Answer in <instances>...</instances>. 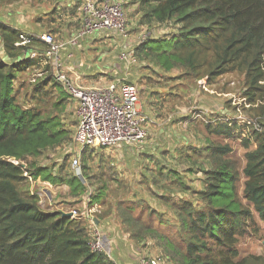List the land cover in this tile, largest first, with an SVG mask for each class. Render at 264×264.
Returning a JSON list of instances; mask_svg holds the SVG:
<instances>
[{
  "label": "trees",
  "instance_id": "16d2710c",
  "mask_svg": "<svg viewBox=\"0 0 264 264\" xmlns=\"http://www.w3.org/2000/svg\"><path fill=\"white\" fill-rule=\"evenodd\" d=\"M79 2L67 10L71 16L81 6ZM135 2L141 11L140 24L170 26L173 33L140 42L132 50L133 64L145 62L165 73L181 70L191 79L205 78L208 84L230 73L242 76V98L250 106L248 111L243 110L257 123L248 127L249 133L242 139L243 164L239 167L231 146L224 142L240 128L235 122L221 117L208 120L205 116L208 121L203 122L205 134L200 140L191 117L183 121L185 117H171L173 109L164 111L169 114L165 120L170 125L181 128L182 122L187 123L185 129L192 128L190 139L195 134L197 140L153 155L157 158L156 173L151 171L148 178H142L150 183L148 200L143 201L147 202L149 216L155 218L149 219L155 221L153 224L134 216L142 201L129 204L127 199L108 198L100 177H107L111 169L105 165L108 161L98 159V149L85 148L81 153L80 172L85 183L75 175H64L65 165L49 169L39 159L71 145L77 117L66 121L51 114L47 102L54 99V107L65 113L68 102L73 101L53 80L50 67L42 71L46 77L29 83L30 94L26 91L18 97L16 88L27 89L23 75L39 66V59L26 56L35 48L47 46L0 20V264H115L106 253L91 251L87 221L41 207L25 173L32 181L51 187L67 186V204L82 206L87 196L88 209H107L111 202L110 213L119 219L127 238L138 246L155 242L160 252L157 258L162 256L172 264H264V257H241L237 248L250 229L257 232V220L264 223V0ZM56 10L50 13L51 28L58 16ZM49 29L48 34L57 35V29ZM150 95L154 99L163 93L158 90ZM143 115L149 127V118ZM93 168L100 177L89 175ZM185 172L199 180V189L183 180ZM155 198L159 203L154 202ZM167 213L173 218L168 219ZM170 225H176L173 235L163 230Z\"/></svg>",
  "mask_w": 264,
  "mask_h": 264
},
{
  "label": "rangeland",
  "instance_id": "374dc122",
  "mask_svg": "<svg viewBox=\"0 0 264 264\" xmlns=\"http://www.w3.org/2000/svg\"><path fill=\"white\" fill-rule=\"evenodd\" d=\"M87 1L88 0H80L81 7H79L74 17L71 16L67 10L73 8L74 5L78 3L77 0H10V3L0 2V20L17 28L24 36H31L37 41H39L38 38L43 34L50 35L47 33V28L57 29V35L52 34L50 36H52L57 43H64L66 40L76 35L77 29L75 26H80L81 24V9ZM113 1H119L121 3L127 21L125 33H120L116 30L94 33L93 35L79 39L75 46L70 47L64 45L60 52V59L63 72L66 73L72 83L76 82L81 87H102L113 82H120L133 83L137 90H141V93L138 91L141 111L149 118L148 124L150 125L149 127L145 125L147 138L141 143L134 145L117 144L105 148L107 151L123 153L122 155H117V153L113 154L112 157L114 161H108L106 162L107 164H105L112 172L115 171L114 174L108 170L107 177L103 179L99 176V171L93 168L89 175L94 174L97 178L100 177L101 182L106 186L105 192L110 200L127 199L130 200L128 201L129 204L131 202L139 203V201H142L143 205L141 206L138 204L135 208L134 216L139 215L138 217L145 223L149 222L153 224L155 221L153 222L151 220L155 218L149 216L148 210L146 209L147 202L143 201L148 200L149 194L147 192V187H150V183L148 179L142 180V178L146 176L148 178L151 171L152 173H156L154 163H156L157 158L153 155L167 148L174 150V148L180 147L181 145L183 146L186 143L191 144L188 142L192 140L195 142L196 139L195 134H193L192 139H190L188 132H191L192 128L188 127L186 130L185 124L187 123L182 122L184 126L181 128L170 125V121L165 120V117L168 118L169 114L167 116L164 111L167 112L169 109H173L171 117H185V119L182 118L183 121L191 117L192 123L194 125L196 124L195 131L199 132L197 138L200 140L205 134L203 122H207L214 117H221V119H228L229 121L235 122L240 128L237 129L232 139H227L224 142H227L231 146L233 150L232 155L234 159L239 161V167L243 164L244 149L241 144L242 139L249 133L248 127L250 125L257 126V123L247 112L250 106H248L246 101L242 98V93L244 91L243 78L238 73L226 74L216 79L214 83L208 84L205 78L201 80L191 79L181 70H172L165 73L164 71L149 67L145 62L141 64L137 61L136 64H133L131 57L132 50L138 46L140 42H144L151 38L163 37L173 33V29L170 26L161 27L154 23L151 25L140 24L139 19L141 17V11L138 9L137 2H135L136 0ZM152 1L155 2L157 0ZM54 8L57 9L55 13H57L58 16L55 19V23L52 24L53 28H51L49 20L53 15H50V13ZM73 19L74 21H71ZM58 30L61 33H59ZM71 33L73 34L69 37ZM47 50V47H42L40 50L39 48H35V51L40 53L39 55H35L36 58H33L39 59L38 69L33 68V71H28L23 75L22 80H25V87L27 89L16 88L18 97L22 98L26 91L29 94L31 93L32 86L29 83H34L36 79L47 76L46 72H42L49 67L50 63V59L46 56ZM26 57L30 58V56ZM144 87H146L147 90L141 89ZM158 90L163 93V96H158L153 99L150 94L152 91ZM175 93L178 94V97L174 96ZM150 98L153 99V102ZM54 103V99L48 100L47 111L49 113L60 115L66 119V121L76 119L77 109L75 108V102H68L65 113L55 108ZM160 113L162 115L164 114V117L161 119L156 118V115ZM205 116H209L208 120ZM189 129H191V131ZM175 145L176 147H174ZM74 153L75 150L71 144L69 146L57 148L53 152L43 155L39 161L43 165L48 166L51 170H57L60 166L65 165L62 171L64 175L68 174V177H71L69 174L75 175L81 182L85 183L82 173L80 172L81 155L79 156V171L72 169ZM101 164L103 163L101 162ZM184 175L183 180L186 181L189 186L194 188L198 187L197 189L200 188L197 178L195 179L193 175L191 176L190 173L188 174L186 172ZM241 183L242 181L239 182L240 191ZM31 185L33 188L31 192L40 196V205L46 211L58 209L64 213L75 211L77 214H80L82 213V209L88 204L89 196H87L82 206L67 204L68 200H66L67 198H65V195L68 193L69 189L65 185L50 188L48 185H43L37 181H32ZM93 187L96 188L97 185H93ZM43 188H46L47 192L48 189H51V192H55V194L52 192L53 201L57 202V204H52L50 206L47 202L46 191ZM88 191L91 193L93 189L90 190L88 188ZM158 193L160 194V191ZM90 199H92V196H90ZM154 202L159 203V200L156 199ZM102 207L103 206H101V208ZM112 207V203L110 202V206L108 207L107 205V209H105L106 215L111 214L110 211H112ZM158 207H160V205H158ZM166 215L169 216L167 217L168 219L173 218L171 214L167 213ZM150 217L151 220H149ZM113 219L115 222H113L110 217L108 223V225H110L109 228L115 227L114 223H118V226H120L117 229L115 228L117 237L127 236L126 230L121 226L119 219L117 217ZM256 222L257 232L254 233L253 230L250 229L244 238H241L237 244L241 257L248 255L264 257V223L258 220ZM173 223L174 221L172 220L171 225ZM171 225L170 227L165 226L163 230H167L166 232L173 235L176 225L173 227H171ZM95 227L102 233L96 225ZM104 230L106 233V227ZM138 244L139 243L134 241L132 242V245L135 247H140ZM155 246V242H152L150 247L152 252H154L153 255L158 257L160 252ZM135 250L136 249H134V251ZM107 253L108 251H106V254ZM159 258L156 259L163 264H172L164 260V258Z\"/></svg>",
  "mask_w": 264,
  "mask_h": 264
},
{
  "label": "built area",
  "instance_id": "2783aa9c",
  "mask_svg": "<svg viewBox=\"0 0 264 264\" xmlns=\"http://www.w3.org/2000/svg\"><path fill=\"white\" fill-rule=\"evenodd\" d=\"M81 16L80 28L76 35L64 43H57L47 34L38 38L48 48L46 56L50 59L49 67L53 80L77 106V123L71 143L75 150L72 163V169L75 171H79V156L85 148L105 149L117 144L134 145L147 138V118L141 111L138 90L133 84L113 82L102 87H81L76 82L72 83L63 72L60 52L64 45L75 46L79 39L100 31L116 30L125 33L126 30L127 21L119 1L88 0L81 9ZM36 54L40 53L33 50L27 56L33 59ZM10 162L18 165L14 160ZM24 176L32 182L26 173ZM81 212L77 214L72 211L70 214L72 219L88 222L91 229V251L106 253V240L94 224L93 215L97 209L85 207ZM136 264H160V261L142 257Z\"/></svg>",
  "mask_w": 264,
  "mask_h": 264
},
{
  "label": "crops",
  "instance_id": "0c3cea01",
  "mask_svg": "<svg viewBox=\"0 0 264 264\" xmlns=\"http://www.w3.org/2000/svg\"><path fill=\"white\" fill-rule=\"evenodd\" d=\"M78 1H80V0H77V2ZM98 1H100V0H98ZM79 3L81 5V2H79ZM58 10H59V8H58ZM71 21H74V19ZM69 37H71V35H69ZM100 150H103V149H100ZM96 151H99V150H96ZM116 153H117V155L123 154L120 152L118 153V152L107 151V149H104L103 151L96 152V154L98 155V159L107 160V161H114L113 160L114 158L112 157V155L116 154ZM109 154H111V155H109ZM43 185H45V184H43ZM49 187L52 188L51 186H49ZM32 189L33 188L31 185V190ZM44 190L46 191L47 189L45 188ZM50 190L51 189H48V192L46 191L45 194L47 195L46 196L47 202L51 206L52 204H57V202L53 201V194H52L53 191L51 192ZM50 193L52 194V196ZM53 193L55 194V192H53ZM93 208L97 209V212L94 214L95 215L94 218H96L95 225L98 227L99 230H101L104 238L105 237L108 238V239L105 238L107 249L109 251V254L111 253L109 256L111 257L112 260L115 261V264H136L138 259L142 258V257H151V258L155 257V258H157V256L153 255L154 252H152V249L150 247L151 243H146L140 247H135L134 245H132V242L127 238V236H122V237L118 238L117 235L115 234V232H116L115 228L117 229L120 225L118 226V223H114L115 227L109 228L110 225H108V223L110 221V217H111V220L113 222H115L113 218H116V217L112 214L106 215V213H105L106 207L103 206L101 208V206H96ZM82 210L84 211V208ZM59 211H61V210H59ZM105 227H106V233L104 230ZM143 246H145V247H143ZM134 249H136V250L134 251ZM160 264H163V263L160 261Z\"/></svg>",
  "mask_w": 264,
  "mask_h": 264
},
{
  "label": "water",
  "instance_id": "95a60500",
  "mask_svg": "<svg viewBox=\"0 0 264 264\" xmlns=\"http://www.w3.org/2000/svg\"><path fill=\"white\" fill-rule=\"evenodd\" d=\"M64 215H66L67 217H71V214L70 213H65ZM106 251H108V249H106ZM107 254H109V251H108Z\"/></svg>",
  "mask_w": 264,
  "mask_h": 264
},
{
  "label": "bare ground",
  "instance_id": "6f19581e",
  "mask_svg": "<svg viewBox=\"0 0 264 264\" xmlns=\"http://www.w3.org/2000/svg\"><path fill=\"white\" fill-rule=\"evenodd\" d=\"M138 201V200H137Z\"/></svg>",
  "mask_w": 264,
  "mask_h": 264
}]
</instances>
